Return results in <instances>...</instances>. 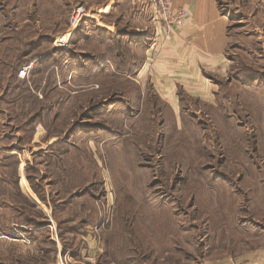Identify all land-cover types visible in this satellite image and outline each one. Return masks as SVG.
Instances as JSON below:
<instances>
[{"label":"crops","instance_id":"crops-1","mask_svg":"<svg viewBox=\"0 0 264 264\" xmlns=\"http://www.w3.org/2000/svg\"><path fill=\"white\" fill-rule=\"evenodd\" d=\"M1 2L6 4V0L0 1L5 22L19 18L25 34H30L32 26L37 34L53 39L70 30V14L80 6L95 12L86 20L97 21L95 30L83 31L85 36L93 37L98 31L119 33V16L127 26V35L152 27L150 0H9L7 5ZM172 6L188 9L191 17L184 26L159 40L153 26L154 33L147 36L142 60L133 59L128 67L135 72L139 84L145 82L149 87L147 95L136 90L135 101L162 104L160 114L165 112L166 118V114L170 118L186 115V103L199 112L207 106L216 114L221 102L231 101V94L227 93L239 82L228 80L234 64L238 71L239 66L252 63L253 54L264 51V0H172ZM114 16L119 19L117 22ZM99 41L105 44L107 40ZM182 145L180 148H185ZM10 147L23 151L27 146L17 147L15 143ZM22 155L19 153L18 162L0 163V226L4 227L0 228V263L57 264V253L44 244L47 238L53 247L52 238L43 235L50 226L58 232L61 227L79 226L75 239L80 243L102 230H115L112 220L104 221L102 199L86 192L92 181L89 163L59 161L63 169L79 167L85 175L83 180L70 175L56 178L49 173L46 159H21ZM188 167L185 163L186 174ZM204 170V174L192 175L190 180H185V175L181 177L179 198L173 199L179 201V207L167 199L162 202L159 197V206L151 200L150 219L136 211L120 219L119 214H112V219L116 216L115 231L119 232V258L108 251L113 246L106 238L97 245V264H264V229L236 222L237 213L242 212L229 204L209 206V186L221 187L222 201L234 190L224 179L207 172L205 167ZM209 172L211 175L204 176ZM147 180L133 179L132 183L142 186ZM72 194L74 199L69 200ZM155 196L152 194L153 202ZM188 200L189 206L194 207H188ZM186 216H190L189 221L183 218ZM175 217L179 218L172 223ZM91 246L96 248L95 239Z\"/></svg>","mask_w":264,"mask_h":264},{"label":"rangeland","instance_id":"rangeland-1","mask_svg":"<svg viewBox=\"0 0 264 264\" xmlns=\"http://www.w3.org/2000/svg\"><path fill=\"white\" fill-rule=\"evenodd\" d=\"M8 1L1 4L7 5ZM84 9L90 16L76 26L77 31L66 46L59 45L56 40L71 30L70 23V30L56 39L41 38L38 34L26 46L24 56H29L33 50L38 52L35 57H23L19 67L12 69L22 84L12 77L13 81L10 80L11 73H0V97L6 91L8 82L12 81L15 86H20L26 98L33 94L44 105L40 119L31 125L34 132L23 134L17 125L23 119L17 123L14 120L11 122V112L7 111L10 108L0 103V159H3L1 155L7 149L3 145L13 146L15 143L27 146L23 151L13 148L15 156L19 157L21 153V159H45L41 155L44 149L52 150L48 147L56 143L59 137H67L73 152L69 158L82 160L86 151L85 159L92 160L89 166L95 182L93 191L103 201L100 207L104 210V217L109 209L113 215L119 214V219L134 211L150 219L151 200L159 206V197L162 202L167 199L179 207V201L173 199L179 198L181 177L185 175V180H190L192 175L204 174L205 167L207 172L212 171L234 190L222 201V194L219 195L221 187L209 186V198L206 196L210 200L209 206L212 204L219 208L223 202L226 206L229 204L237 212H242L237 213L236 222L242 221L246 225L264 229V51L257 56L253 54V59L259 63L252 61L259 68L255 81L238 76V67L234 64L228 80L239 82L229 89L231 101L221 102L216 114L207 106L199 112L192 104L186 103V115L178 117L175 114L170 118L166 114V118L165 112L160 114L162 104L135 101L136 90L140 95H147L149 87L145 86V82L139 84L135 72L128 69L133 59L142 60L149 41L147 36L154 33L150 17L151 28L149 26L144 32L127 35L123 19L114 16L116 22L119 20V33L98 31L92 37L82 35L81 28L84 26L81 24L95 12ZM18 20L15 18L7 23L0 12V52L1 47L11 42L14 48L17 46L14 40L26 35L25 26ZM96 22L94 20L84 30H95ZM37 28L41 32L38 24ZM69 39L66 38L65 42ZM101 39H106V43H101ZM121 45L124 51L119 49ZM28 59L32 62L23 61ZM12 62L15 64L16 59ZM37 65L39 68L36 69ZM24 67L26 71L22 73ZM39 76L43 77L42 81H38ZM25 101L23 98V109L27 107ZM23 115L29 116L26 112ZM31 135L33 137L28 138ZM26 136L28 139H25ZM182 143L185 148H180ZM61 149H54L60 151L56 155L60 159L63 153L68 152L66 147L65 151ZM55 161L57 166L58 160ZM185 163L189 164L187 174ZM55 172L62 175L56 167ZM209 175L210 172L204 176ZM140 178H148V183L142 186L132 183L133 179ZM104 181L106 185L103 187ZM154 193L156 202H153ZM187 203L188 207H194L189 206V200ZM115 217L111 223H114L112 229L116 230ZM178 218H173L171 222H177ZM183 218L189 221L190 216ZM0 228L4 229L2 225ZM48 228L47 234L43 232V235L50 238L52 229L51 226ZM115 230L98 233L103 241L107 238L111 242L113 247H109L108 251L118 259L119 232ZM47 241L45 238L44 244L57 252Z\"/></svg>","mask_w":264,"mask_h":264},{"label":"trees","instance_id":"trees-1","mask_svg":"<svg viewBox=\"0 0 264 264\" xmlns=\"http://www.w3.org/2000/svg\"><path fill=\"white\" fill-rule=\"evenodd\" d=\"M92 22L93 21H91V19L85 20L82 22L81 25L86 27V26H89V24H91ZM84 27H83V29L81 28L82 35L84 34L83 31H85ZM29 28H30L29 29L30 34H26L25 36H23V38L20 37L22 39L16 38L14 40V44H16L17 46H15L13 48V42H11L10 44L8 43L6 46L7 48L4 46L1 47L2 51L0 52V73L4 72V71H6L7 73L8 72L11 73L12 75L10 76V80L15 79V82H17L18 84H22L23 82H21V80L18 78V76L13 73L12 69H16L18 64H21V60L23 57H25V58H28L29 56L35 57L37 52H38L36 50H33L29 56H27L28 54L26 56H24V51L26 49V46L29 43L31 44V42L34 41L33 39L35 38V36L38 35L36 33V31L33 30L32 26ZM39 36L41 38H47V39L53 40V38L48 37L46 35H39ZM28 39H30V40H28ZM122 45L119 48H122L120 50L124 51V48L122 47ZM15 48H18V49L15 50ZM15 51H16V53H14ZM116 53L118 54L119 51H116ZM124 54H126V53H124ZM120 55H121V53H120ZM14 59H16L15 64H13V62H12V60H14ZM23 61L32 62V60H29V59L23 60ZM7 64H9V66H7ZM37 68H39V65H37L36 69ZM258 72H259V68L257 66H254L253 63L246 64V65L243 64L239 67V69L237 71L238 76L240 75V77L242 79H245V80L250 81V82L255 81L257 79V77L259 75ZM11 77H12V79H11ZM37 78H40L39 80L37 79L38 81H40V80L42 81V79H43V77H41V76H39ZM12 81L8 82V86H7L6 91L0 97L1 106H3V107L5 106V107H8L11 109V111H10V109H7V111H9V113L11 112L9 115L11 122L14 120L17 123L20 121V119H23V120H21V122L17 123V125L19 124L18 125L19 130L22 131L23 134H26L28 131L34 132L35 129H33L32 126H33V124H36V122L40 119V116L42 115L41 108H43L44 105L42 102L38 101L33 94L30 95V97H29L30 100H29V98H26V96L23 95V90L20 88V86H15ZM53 85H54V83H53ZM17 91H18V94H17ZM23 98L26 100L25 101V104H27L26 109L25 108L23 109V107H22ZM27 101H28V103H27ZM4 112H6V111H4ZM23 112L28 113L29 116H24ZM32 137H33V135H31V137L28 136V138H30V139ZM28 138H27V136L25 137V139H28ZM68 142H69V140L67 139V137H64V138L59 137V140L56 143H54L51 147L48 148V149H52V150H49V151L47 150L44 153H42L41 155L46 154L44 156H45V159L47 160L46 165L49 169V173H51L56 178L62 177V176L64 177L65 175H70V176L76 177L77 180L78 179L83 180V177L85 174L83 173V170L80 169L79 167H76L75 169L65 170L62 167H60L59 164L57 166L55 165V164H57V162L55 160H58V163H59V161H62V162L63 161H70V162H74L75 165L81 164L85 161L86 163H89V165L91 166L92 160L88 161L85 159V154H87L86 151L83 152L85 160L84 159L74 160V159L69 158L71 153H73V152L69 148ZM3 146L6 147L7 148L6 150H8V151L2 153L1 157H3V159L2 160L0 159V163H2V165H3L4 163H7L8 161L18 162L19 157L15 156L13 154L14 149L12 147H10L9 145L8 146L3 145ZM64 147H66V149H68V152L66 154L63 153L60 156L62 159H60V158H58L59 156L58 157L56 156L60 151H56V150H58L60 148H63L61 150H64ZM54 149H56V150H54ZM79 157H80V155H79ZM55 158H58V159H55ZM55 167L57 168L58 172H62V175H59L57 172H55ZM73 171H74V173L71 174V172H73ZM36 175H38V173H36ZM92 178H93V175H92ZM99 184H100V182H99ZM94 186H95V182H93V179H92L90 185L87 186V188H86V192H88V194L91 195L92 197H94V194H95L93 191ZM73 197H74V195L72 194L68 198H69V200H72V199H74ZM79 230H80L79 226L75 227V225H74V227H70V226L61 227V229L58 232V235H59V239H60L63 251L69 250L73 254H77L79 246H80V242L75 238L80 233ZM52 242H53L52 244H53L54 248L57 249L56 243L54 241H52ZM70 245H74L73 249H68V246H70ZM0 264H2V263H0Z\"/></svg>","mask_w":264,"mask_h":264},{"label":"built area","instance_id":"built-area-1","mask_svg":"<svg viewBox=\"0 0 264 264\" xmlns=\"http://www.w3.org/2000/svg\"><path fill=\"white\" fill-rule=\"evenodd\" d=\"M150 19L155 28V37L159 40L162 37L170 35L175 28L182 27L186 24L191 17V13L186 8H176L172 6V0H150ZM88 13L83 7L75 8L70 15V26L71 32H67L57 38V43L61 46H66L69 42L73 30L76 26L85 18H87ZM69 39L68 42L65 40ZM26 71L25 67L22 69V73ZM111 203L107 206L110 208ZM106 213V210H105ZM113 211L108 209L106 216L103 217L105 222H110L112 220ZM51 238L56 243L57 246V264H97L98 253L97 247L102 242V238L99 234L95 233L91 238H83L80 243L77 254H73L71 251H63L59 235L53 227ZM95 239L96 248L91 246V241ZM98 245V246H97Z\"/></svg>","mask_w":264,"mask_h":264},{"label":"water","instance_id":"water-1","mask_svg":"<svg viewBox=\"0 0 264 264\" xmlns=\"http://www.w3.org/2000/svg\"><path fill=\"white\" fill-rule=\"evenodd\" d=\"M16 146L18 147L19 145L16 144Z\"/></svg>","mask_w":264,"mask_h":264}]
</instances>
